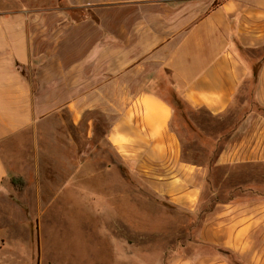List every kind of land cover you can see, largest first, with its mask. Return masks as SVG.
Here are the masks:
<instances>
[{
    "label": "crops",
    "instance_id": "obj_1",
    "mask_svg": "<svg viewBox=\"0 0 264 264\" xmlns=\"http://www.w3.org/2000/svg\"><path fill=\"white\" fill-rule=\"evenodd\" d=\"M47 2L0 0V209L40 215L20 205L46 202L31 193L42 168L26 140L64 108L75 122L100 110L119 158L153 172L152 188L200 220L197 239L166 264H264V197L245 204L216 192L204 208L210 169L183 159L162 94L217 117L250 100L216 164L264 166V0H58L90 14L79 20Z\"/></svg>",
    "mask_w": 264,
    "mask_h": 264
},
{
    "label": "rangeland",
    "instance_id": "obj_2",
    "mask_svg": "<svg viewBox=\"0 0 264 264\" xmlns=\"http://www.w3.org/2000/svg\"><path fill=\"white\" fill-rule=\"evenodd\" d=\"M47 5L65 8L72 20L90 15L58 0ZM162 94L174 109L183 159L210 169L213 182L205 189L204 208L215 204L216 192L224 200L263 201V165L216 164L230 130L253 109L251 101L242 111L236 107L217 117L192 109L168 89ZM110 125L100 110L75 122L64 108L61 117L40 125V136L29 135L25 147L33 163L39 156L42 168L39 187L31 193L37 188L46 202L20 204L28 215L30 208H41L36 217L0 209V264H166L188 238L197 239L199 218L159 195L152 188L153 172L143 175L119 158L108 138ZM30 175L34 179L35 172Z\"/></svg>",
    "mask_w": 264,
    "mask_h": 264
},
{
    "label": "trees",
    "instance_id": "obj_3",
    "mask_svg": "<svg viewBox=\"0 0 264 264\" xmlns=\"http://www.w3.org/2000/svg\"><path fill=\"white\" fill-rule=\"evenodd\" d=\"M11 184L17 190H23L27 187V181L23 177H20V176L12 177Z\"/></svg>",
    "mask_w": 264,
    "mask_h": 264
}]
</instances>
